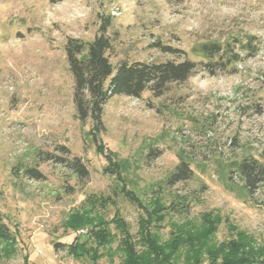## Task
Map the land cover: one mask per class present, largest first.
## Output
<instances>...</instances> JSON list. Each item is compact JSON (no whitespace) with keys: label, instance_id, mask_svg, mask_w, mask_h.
I'll list each match as a JSON object with an SVG mask.
<instances>
[{"label":"rangeland","instance_id":"374dc122","mask_svg":"<svg viewBox=\"0 0 264 264\" xmlns=\"http://www.w3.org/2000/svg\"><path fill=\"white\" fill-rule=\"evenodd\" d=\"M105 23L114 62L182 60L186 51L198 65L162 97L113 96L98 132L78 117L65 45L92 41ZM237 39L254 48L235 46L236 68L205 70L202 43ZM251 155L264 164V0H0V213L14 235L0 244V264H92L66 246L89 234L71 225L80 209L119 213L135 232L154 197L172 214L164 237L170 221L202 230L220 219L216 242L240 232L261 241L264 182L249 194L238 170ZM75 156L88 176L69 166ZM183 160L192 178L166 183ZM31 166L43 176L27 175ZM101 251L98 264H119Z\"/></svg>","mask_w":264,"mask_h":264},{"label":"trees","instance_id":"16d2710c","mask_svg":"<svg viewBox=\"0 0 264 264\" xmlns=\"http://www.w3.org/2000/svg\"><path fill=\"white\" fill-rule=\"evenodd\" d=\"M108 29L109 24L105 23L92 41L70 38L65 45L78 117L82 122L92 119L93 128L98 132L105 130L104 107L113 96L123 94L139 98L145 92H150L157 98L162 97L172 83H183L192 76L198 65L195 60L187 57L186 51H182L186 56L182 60L123 59L114 62L111 56L113 40ZM236 41L202 43L199 51L206 57V61H202L205 70L215 74L220 70L236 68V64L243 58L235 51V46H241L243 51L254 48V43L242 44L239 39ZM155 46L163 52H178L159 41ZM154 150L156 149H151V152ZM155 153L159 154L158 150ZM69 166L81 178L89 174L81 157L70 159ZM238 170L249 194L264 182V164L252 155L241 159ZM25 173L32 178L43 176L38 168L32 166L25 169ZM192 176L190 164L183 160L169 173L166 183L175 184L189 180ZM126 196L134 205L139 203L135 193L126 191ZM153 199L152 211L147 210L146 217L140 216L139 227L135 232L131 231L129 223L123 217H119V213L111 219L101 213L93 218L91 215H84L80 209L78 217L71 220V225L74 228L89 225L91 228L84 239H75L66 245L68 252L79 259L88 257L92 264H98L104 254L101 250H105L111 257L119 255V264H264V239L258 241L255 236L240 232L221 242L214 240L220 219H207L209 223L207 221L202 230L186 226L185 221H170L171 228L168 236L164 237L161 228L172 214L164 212L168 208L161 198ZM174 208L177 211L175 206ZM178 210L177 212H181L182 209L178 207ZM13 241V232L0 213V244ZM115 242L116 246L112 247ZM60 244L62 243L55 245Z\"/></svg>","mask_w":264,"mask_h":264},{"label":"built area","instance_id":"2783aa9c","mask_svg":"<svg viewBox=\"0 0 264 264\" xmlns=\"http://www.w3.org/2000/svg\"><path fill=\"white\" fill-rule=\"evenodd\" d=\"M85 232H86V231H85V230H83V229L80 231V233H81V234H83V233H85Z\"/></svg>","mask_w":264,"mask_h":264}]
</instances>
